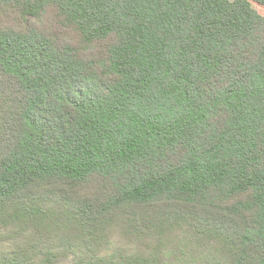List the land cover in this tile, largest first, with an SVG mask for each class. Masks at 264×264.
Masks as SVG:
<instances>
[{
    "label": "trees",
    "instance_id": "obj_1",
    "mask_svg": "<svg viewBox=\"0 0 264 264\" xmlns=\"http://www.w3.org/2000/svg\"><path fill=\"white\" fill-rule=\"evenodd\" d=\"M252 3L0 0V264H264Z\"/></svg>",
    "mask_w": 264,
    "mask_h": 264
},
{
    "label": "rangeland",
    "instance_id": "obj_2",
    "mask_svg": "<svg viewBox=\"0 0 264 264\" xmlns=\"http://www.w3.org/2000/svg\"><path fill=\"white\" fill-rule=\"evenodd\" d=\"M252 6L260 15L264 16V7L259 6V5L255 4V3H252ZM10 230H12V228H10ZM29 234H31V235H28V236H32V238L33 237H35V238L37 237V236L33 235L32 232H30ZM61 234L62 233H60V232L52 230L50 240L48 238H45V239H43L41 237L40 238L43 239V240H47L48 242H52L54 244V242L59 243V242L65 241L63 238H61L59 236ZM13 241L14 240H12V241H9V240L0 241V252H6V251H9V249L11 250L10 244ZM20 241H21V239L17 240V242H20ZM61 251H64V248H62L60 251L57 252V253H59V252L60 253L58 254L59 256L56 257L57 258L56 263L57 264H70L71 260L73 258V255L69 252L68 254H66V256H64V253L61 252Z\"/></svg>",
    "mask_w": 264,
    "mask_h": 264
}]
</instances>
